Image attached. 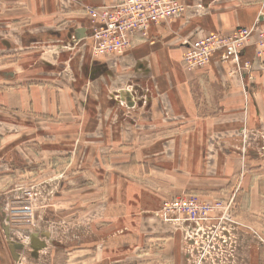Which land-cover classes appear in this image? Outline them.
Here are the masks:
<instances>
[{
	"label": "rangeland",
	"instance_id": "1",
	"mask_svg": "<svg viewBox=\"0 0 264 264\" xmlns=\"http://www.w3.org/2000/svg\"><path fill=\"white\" fill-rule=\"evenodd\" d=\"M249 2L264 12V0ZM90 7L99 6L0 0V90L30 81L72 83L62 91L79 97L80 114L74 126L8 114L14 125L9 134L0 132V240L10 243L17 264H264V117L251 120L253 128L247 117L238 136L235 129L213 137L208 152L188 133L193 123L166 113L155 127L130 136V126L153 106L148 84L125 88L126 81L147 77L136 78V67L125 62L119 67L120 59L148 41L149 31L124 54H99ZM251 27L199 29L193 40ZM257 29H264V18ZM256 33L247 44L255 77L243 98L246 115L264 67ZM6 74L15 78L9 82ZM111 75L124 87L110 95ZM107 98L116 104L107 107ZM109 112L117 116L105 119ZM158 128L171 134L156 136ZM229 138L234 149L225 152L221 144ZM152 147L158 153L151 160ZM174 201L180 205L169 211Z\"/></svg>",
	"mask_w": 264,
	"mask_h": 264
},
{
	"label": "crops",
	"instance_id": "2",
	"mask_svg": "<svg viewBox=\"0 0 264 264\" xmlns=\"http://www.w3.org/2000/svg\"><path fill=\"white\" fill-rule=\"evenodd\" d=\"M117 1L82 0L84 4L92 6L109 5ZM249 1L186 0L187 9L181 16H177L170 23L151 26L148 30L149 36L146 38L148 41L141 40V44L136 45L125 56L121 57L119 67H125L122 65L125 62L127 66L136 67L134 69L135 77L138 74L147 77L145 80L126 81L125 88L130 86L128 84L130 82L148 84L150 97L147 100L153 106L149 113L144 112L142 114V121L138 126H130V136H133L142 127L147 128L150 125L155 127L154 123L163 119L164 113H166L174 116L177 120L189 122V125L193 123L194 127H191L188 133L194 132L193 136L197 139L199 151L208 152L209 141L213 137L233 133L235 129L234 136H238L241 127L246 125L244 120L247 117L250 118L248 123L250 127L256 126V122H251V120L254 118L261 120L264 117V67L258 76L261 78L260 83L253 86L254 89L251 93L253 95L251 97L252 109L246 115L243 111V98L247 90H243V81L234 72V67L228 62L222 61L220 54H217L208 66L196 71H188L182 64V58L187 47L184 41L192 42L199 34V29H210L212 31L220 29L225 33V31L232 30L236 26L253 25L256 19H261V17L258 18L260 13L258 4ZM195 2L204 4L205 14L203 11H198V9L192 7V5H196ZM243 59L249 61L254 59V49L252 47L245 51ZM114 68L117 67H111V72ZM144 68L145 70L142 71ZM4 77L10 79L15 78V75L6 74ZM127 77L132 78L130 74H126L122 78ZM242 78L245 79L246 83V78ZM9 79L7 81L11 82ZM107 80L109 81L107 88L110 95L112 92L115 93L116 90L124 87L115 82V76L111 75L107 77ZM96 82H93V85ZM63 84L66 87H72V83H66L65 81H53L48 82V84H44V82L37 84L30 81L21 85L20 83L10 84L9 88L4 91L0 90V132L10 133L12 127L9 126L13 122H11L12 118L8 114L13 115L16 111H22L27 119L34 123L35 119L46 118L55 123L60 122L62 125L74 126L75 118L77 122L80 119L78 116L80 115L79 111L76 108L79 97H75L70 92L62 91ZM113 87H115V91H112ZM248 87L251 88L249 83ZM95 94H90V97ZM259 103H261V106L258 105ZM114 104H116V101L111 103L108 99L107 107H113ZM65 113L68 116H65ZM104 116L107 120L113 119L114 116H117V113L109 112ZM230 120H242V122L230 124ZM158 130L160 128L156 130V136L171 134L170 130L162 133ZM153 133L154 131L150 134ZM232 140L234 139H226L221 144L225 152L234 149ZM184 146L186 148L185 142ZM216 147L217 145L213 144L211 150L214 151ZM165 149L166 145L163 144L159 153L163 155ZM155 151L152 147L151 160L156 157L154 153H158ZM215 151H218V149ZM211 160L207 159V162ZM233 165V161H230L229 166L232 167ZM9 244L7 240H0V264H17Z\"/></svg>",
	"mask_w": 264,
	"mask_h": 264
},
{
	"label": "built area",
	"instance_id": "3",
	"mask_svg": "<svg viewBox=\"0 0 264 264\" xmlns=\"http://www.w3.org/2000/svg\"><path fill=\"white\" fill-rule=\"evenodd\" d=\"M186 8V0H118L112 5L90 7L91 22L95 25V50L99 54H124L133 40L146 35L151 26L172 22ZM260 14L264 18V12L260 10ZM259 21L260 19L251 28L229 37L207 35L187 43L183 66L189 71H196L208 66L217 54H220V59L224 62L233 61L240 65L245 45L252 41L255 32L258 33L256 56L264 55V29H257ZM242 69L250 71V67H237V72L242 74ZM254 77L251 72L248 74L249 84ZM178 201H174L168 210L177 208L180 205ZM194 202L196 201H191L192 204Z\"/></svg>",
	"mask_w": 264,
	"mask_h": 264
},
{
	"label": "bare ground",
	"instance_id": "4",
	"mask_svg": "<svg viewBox=\"0 0 264 264\" xmlns=\"http://www.w3.org/2000/svg\"><path fill=\"white\" fill-rule=\"evenodd\" d=\"M259 17H261V14L259 13L258 14V18ZM258 19H256L255 20V22L257 21ZM249 43V42H248ZM247 43V44H248ZM247 44L245 45V48H244V50H243V53H242V55H241V64L240 65H238V64H236L235 62H233V61H228V63L229 64H231L233 67H234V72L241 78V80L243 81V83H242V88L244 89V91H246V89H247V85H248V74L251 72L253 75H254V73H253V69H254V65L252 64V62H250L249 60H244L243 59V55H244V53H245V51L247 50ZM247 64H249V66H246ZM237 67H242V68H244V67H250V71L249 70H243L242 69V74H239L238 72H237ZM242 77H245L246 78V83H245V79L244 78H242Z\"/></svg>",
	"mask_w": 264,
	"mask_h": 264
}]
</instances>
